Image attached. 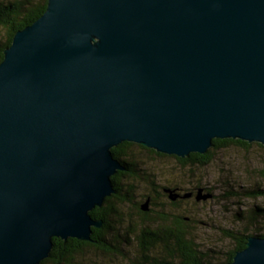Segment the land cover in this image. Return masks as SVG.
<instances>
[{
	"label": "water",
	"instance_id": "1",
	"mask_svg": "<svg viewBox=\"0 0 264 264\" xmlns=\"http://www.w3.org/2000/svg\"><path fill=\"white\" fill-rule=\"evenodd\" d=\"M215 139L264 147V0H47L0 62V264L91 241L112 148ZM226 264H264V238Z\"/></svg>",
	"mask_w": 264,
	"mask_h": 264
},
{
	"label": "trees",
	"instance_id": "2",
	"mask_svg": "<svg viewBox=\"0 0 264 264\" xmlns=\"http://www.w3.org/2000/svg\"><path fill=\"white\" fill-rule=\"evenodd\" d=\"M45 7L46 0H0V62L4 49L10 46L15 33L39 18ZM252 144L215 139L205 154L191 153L183 159L169 157L183 168H203L211 163L215 151L229 145L247 151ZM111 153L123 169L110 178L114 193L104 199L101 207L90 212L93 220L101 222L100 227L91 228V241L53 238L49 257L39 264H75V259L82 256L86 249L108 253L110 264H226L245 247L248 238H264V205L258 203L264 198V187L261 185L250 182L248 187L237 191L227 187L220 195L221 200L232 199L230 201H235L237 205L245 200L249 205L247 210H236L231 215L233 224H239L240 228H232L230 224L221 228L220 234L227 241L228 248L222 247L212 256L196 248L195 241L186 231L184 217L163 216L154 210L161 206L158 202L161 197L167 198L170 205H175L176 202L169 199L170 195L176 196L175 200L186 196L179 194L175 187L160 186L153 174L147 172L149 169L146 166L154 158L168 156L129 142L112 148ZM138 153L145 155L146 160L142 161ZM259 176L264 180V170ZM196 189L199 190L198 187ZM203 190L211 195V188ZM192 196L195 197L196 193ZM138 197L139 200L136 199ZM144 203L148 210H142ZM157 222L162 225L154 226Z\"/></svg>",
	"mask_w": 264,
	"mask_h": 264
},
{
	"label": "rangeland",
	"instance_id": "3",
	"mask_svg": "<svg viewBox=\"0 0 264 264\" xmlns=\"http://www.w3.org/2000/svg\"><path fill=\"white\" fill-rule=\"evenodd\" d=\"M255 144L253 143L247 151L235 145L215 151L211 163L203 168L180 167L175 159L169 156L154 158L146 167L157 183L163 187H175L181 195H189L180 200L178 198L179 201L174 200L175 205H170L167 198L161 197L158 200L161 206L154 210L163 216L184 217L186 231L195 241L198 250L213 256L222 247H227V241H224L220 234L221 228L227 224L232 228H240L239 224H233L231 215L236 210H247L249 204L244 200V203L237 205L235 201H230L232 199L221 200L220 195L228 188L236 191L242 187L246 188L250 182L264 187V180L259 176L264 170V147L260 148ZM139 155L142 161L146 160L145 155ZM203 188H211V195L206 194ZM141 191L143 189H140ZM194 192L195 197L192 196ZM197 196H200L198 201ZM258 203L264 205V198ZM145 207L148 210L149 207ZM153 225L160 227L162 223ZM109 259L108 253L86 249L82 256L75 259V264H110Z\"/></svg>",
	"mask_w": 264,
	"mask_h": 264
},
{
	"label": "bare ground",
	"instance_id": "4",
	"mask_svg": "<svg viewBox=\"0 0 264 264\" xmlns=\"http://www.w3.org/2000/svg\"><path fill=\"white\" fill-rule=\"evenodd\" d=\"M206 189V188H205ZM231 190V189H230ZM192 192V191H191Z\"/></svg>",
	"mask_w": 264,
	"mask_h": 264
},
{
	"label": "clouds",
	"instance_id": "5",
	"mask_svg": "<svg viewBox=\"0 0 264 264\" xmlns=\"http://www.w3.org/2000/svg\"><path fill=\"white\" fill-rule=\"evenodd\" d=\"M47 1V0H46Z\"/></svg>",
	"mask_w": 264,
	"mask_h": 264
}]
</instances>
